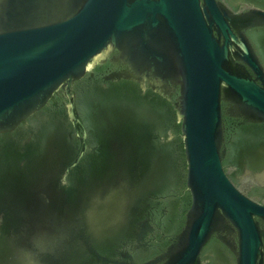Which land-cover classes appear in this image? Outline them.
Segmentation results:
<instances>
[{
  "label": "water",
  "instance_id": "95a60500",
  "mask_svg": "<svg viewBox=\"0 0 264 264\" xmlns=\"http://www.w3.org/2000/svg\"><path fill=\"white\" fill-rule=\"evenodd\" d=\"M250 1L0 0V264H264Z\"/></svg>",
  "mask_w": 264,
  "mask_h": 264
},
{
  "label": "clouds",
  "instance_id": "9594fccd",
  "mask_svg": "<svg viewBox=\"0 0 264 264\" xmlns=\"http://www.w3.org/2000/svg\"><path fill=\"white\" fill-rule=\"evenodd\" d=\"M25 261H27V264H39V258L28 251L22 253L21 264H25Z\"/></svg>",
  "mask_w": 264,
  "mask_h": 264
},
{
  "label": "flooded vegetation",
  "instance_id": "af4514ba",
  "mask_svg": "<svg viewBox=\"0 0 264 264\" xmlns=\"http://www.w3.org/2000/svg\"><path fill=\"white\" fill-rule=\"evenodd\" d=\"M250 2L253 3L254 6L264 9V3H257L254 1H250Z\"/></svg>",
  "mask_w": 264,
  "mask_h": 264
}]
</instances>
